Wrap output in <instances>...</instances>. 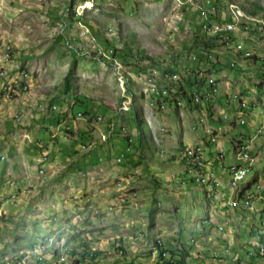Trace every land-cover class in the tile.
I'll list each match as a JSON object with an SVG mask.
<instances>
[{
    "label": "rangeland",
    "instance_id": "rangeland-1",
    "mask_svg": "<svg viewBox=\"0 0 264 264\" xmlns=\"http://www.w3.org/2000/svg\"><path fill=\"white\" fill-rule=\"evenodd\" d=\"M216 1L222 7L221 13H216L220 25L234 20L235 25L247 30L236 32L234 41L227 42L228 34L213 41L211 51L218 52L228 64L219 71L213 68L208 76L216 79L218 90H208L211 94L204 97L200 95L198 103L194 100L189 105L178 98L173 105L162 96L161 99L152 97L149 74L155 67L142 73L139 66L121 61L120 68L99 48H105V41L110 40L114 46L131 51L143 63L152 62L145 55L150 53L156 64L178 70L194 68L199 60L194 56L198 57V46L203 40L196 38V33L206 32L210 36L218 33L203 28L205 16L197 13L196 4L185 0H0V153L6 154L0 158V165L4 167L0 171L11 178L0 179L1 261L12 259L17 264H40L50 254L55 256L54 264H78L76 254L90 251L83 242L82 252L78 242V237L88 231L79 224L82 213L87 211V221L91 216L104 224L106 212L119 203L129 204L130 195L135 194L133 190L142 192L135 200L139 204L147 200L150 210L160 203L157 209L164 211L163 220L191 221L196 228H193L194 238L202 232L201 221L197 225L195 217L205 216L201 210L204 206L211 213L207 226L218 231L214 234L223 238L228 230L237 233V225L229 229L221 215L212 216L215 203L206 200L208 180L218 177L219 190L221 178L206 172L202 176L207 180L204 183L202 178L197 180L191 175L202 164L187 172L181 163V158L192 156L189 152H194L193 148L199 150L197 155L205 162V151L213 150L215 144L223 147L225 142L243 141L246 143H239L238 147L247 146L246 150L256 161L250 175L264 182V150L258 157L262 149L256 147L264 141V0ZM178 72L182 77L183 71ZM160 76L158 87L167 84ZM67 79L73 85L68 92L65 91ZM173 84L169 80L167 85L178 92ZM226 93L233 104L226 100ZM77 96L92 106L93 115H103V120L77 116L81 109L77 106L71 109ZM244 102L258 108L247 107L243 115L253 118L256 114V119L262 114L263 120L257 119L254 125L243 117L245 121L238 126L247 137L234 133L232 138L226 133L229 125L224 129V124L230 120L228 112L242 110ZM236 104H239L237 108ZM117 110H128V113L118 112L117 120L113 115ZM237 121L231 122L232 127H236ZM124 125L128 130L123 129ZM198 131L202 138L196 141ZM139 134H147V138ZM128 136H133L129 145H133L134 151L128 149L121 157L129 142ZM9 144H14L13 149L8 148ZM25 146L29 148L23 149ZM224 149L225 163L238 159L234 158L231 145ZM42 164L46 165L45 170ZM26 170L28 179L23 183L18 178ZM131 174H137L135 179L128 178ZM155 191L158 199L154 197ZM12 194L16 195L10 200ZM147 198H152L151 203ZM8 200L9 203L3 202ZM135 200L130 207L133 210L138 207ZM152 214L149 219L154 221L155 213ZM247 219L246 214L238 220L241 221L238 223L241 243L251 231ZM219 223L227 229H216ZM68 227L77 230L76 239L75 235H69ZM106 227V224L96 225L91 230L100 235ZM258 227L263 238L251 246V255H262L259 248L264 245V226L256 224L255 235ZM106 239L112 245L121 246L115 243L117 239L113 235L103 238V242ZM63 242L71 243L70 248H64V253ZM230 245L228 254H234L237 245L233 242ZM219 251L223 253V249ZM39 252L40 257L36 255ZM19 254L24 258L34 254L39 260L34 262L30 257L26 263ZM117 254L114 252L111 260L106 261L117 258L112 264L118 263L122 256ZM239 258L243 264H264V256L252 257L244 252ZM81 264L94 262L81 259Z\"/></svg>",
    "mask_w": 264,
    "mask_h": 264
},
{
    "label": "crops",
    "instance_id": "crops-1",
    "mask_svg": "<svg viewBox=\"0 0 264 264\" xmlns=\"http://www.w3.org/2000/svg\"><path fill=\"white\" fill-rule=\"evenodd\" d=\"M256 98H257V95H256ZM226 100L230 102L231 104H233V99L231 98V96H228L227 93H226ZM245 104L246 105L243 106L242 110H235V112L230 110L228 112V120L229 119L230 120L228 122H225L224 129H226V125L228 124L230 129L227 128L226 133H228L232 138H233L234 133H238V134L243 133L244 137L245 135L247 137V133H245L244 131H241V127L238 126L239 117H245L247 121H249L248 124H251L250 121H252L254 125L256 124L257 119H259L260 122H262L263 120V118L261 117L263 116L262 114H259L260 115L259 118L257 117L256 119H254V116H257L256 114L253 115V118H250V117L247 118L245 115H243V110L247 107L249 109H253L255 107L254 110L258 108L257 106L250 107L251 103L249 102L248 104L247 103ZM238 106L239 104H236L235 108H237ZM233 120H236V121L238 120L236 123L237 125L235 124L236 127H232L233 124L231 122H233ZM201 138H202V134L199 133L198 131L195 136V139L196 141H198ZM252 138L254 139L255 137L253 136ZM262 138L264 139V135H262ZM234 144L235 143H232V141L230 143H227V142L222 143L223 147H221V145L219 146V144H215L213 148V150L215 151V154L210 153L213 150H211L208 153H207L208 150L205 151L204 153L205 162L204 161L202 162L201 169L199 170L194 169L196 173L193 172L191 175L195 177L196 179L198 174H200V172H203V173L213 172L215 175H218L221 178V182H222L221 186L219 187V190L217 191L215 199L212 200L215 203L214 205L215 207L213 210L214 213L212 214V216L216 215L219 217L221 215V218H223V220L226 219L224 221L228 223L229 229H231L232 226L237 225V228H238L237 233L232 232L231 230H228L226 234L227 238L226 237L222 238L219 236V234H214V232H218V231L215 230V228L213 227L207 226L208 218L211 215L210 209L206 208V206L203 205L204 207H202L201 210H202V213H205V216L203 217L196 216L197 218L195 217L197 225L199 222L198 220L201 221V225L203 226L201 229L202 232L199 235V237L194 238L192 233H193V228L194 230L196 228L194 224L191 223V221L179 220L177 221V223H174V222L163 220L162 218H163L164 211L162 209H157V207L161 206L160 203L158 202L159 206H157L156 204L154 205L155 210L154 209L150 210L147 200L144 202H141L140 204L135 200V198L139 197L142 192L138 190H133L135 194L130 195V197L132 198L130 199L129 204L123 205L119 203L115 207H113L112 210H108L106 212L104 216L106 218L103 221H104V224L107 225V227L104 229V233L97 235L95 231L91 230L92 227L96 225L103 226L104 224L103 222L99 223L100 222L99 220L94 221V219L91 218V216L87 221L86 220V217L88 218L87 211L85 213H82L83 218L79 220V224L82 228H88V231L84 232L82 235L79 236L77 235V232H76L77 230L75 231V229L68 227L69 228L68 232L71 233V234L69 233L68 234L71 235V237L75 235L74 238L76 239L77 236H79L78 242L81 243L82 252H83V246H84L82 245L83 242L88 244L89 249H90L88 253H85L86 251H84L83 253L76 254L77 258L75 257V259L77 260L78 264H81V259H85L90 262L92 261L94 262V264H112V262L114 260L116 261L117 258H115L113 261H110V262L106 260L107 259L111 260V255H113L114 252H117L118 253L117 255L122 256V258L118 259V263L116 264H174L168 261L170 260L169 256L171 254H173V259H171L173 262H175V260L176 261L179 260L183 264H231L235 260H236L235 261L236 263L239 261H242V264H243L244 262L243 259L239 257H241L244 254V252L247 253V251L251 249V247H249L251 244H255L259 242V240L262 239L259 236L260 228L258 227V235L254 234L253 228L256 227V224H259V226H263L264 224L263 223L264 222V182H258V176L252 177L251 175H249L247 178L242 180L241 183L239 182L236 185H233L232 183H230L231 179L229 178L230 174H229L227 167L233 161L229 163H225L226 151L224 148L227 145L228 146L231 145L232 154L235 158L236 155H235V150H234ZM13 146L14 144H9L8 148L13 149ZM129 147H130L129 142H126V145L123 148V151L121 153V157L122 155H125L126 153H128L127 151ZM256 147L257 149L260 148L259 150L262 149L257 155L258 157H261L262 152L264 150V141H262V143L260 144H257ZM27 148L29 147L25 146V148L23 149L26 150ZM221 149L223 150L222 152H221ZM254 149L255 151H257L255 147ZM33 154L34 152L32 151L31 155ZM4 155L6 156L5 153L4 154L0 153V158L1 156H4ZM38 160H40V158ZM0 162H1V159H0ZM252 162H254V158ZM255 164H256V161L255 163H253V165ZM42 166L45 170L46 165L42 164L41 167ZM1 169H4V167H1ZM251 169H252V166L249 170V173ZM118 170L120 171L122 170V168ZM124 171L126 170H123L122 172ZM190 171H192V169ZM27 172L28 170L24 171V173L23 171L22 173L20 172V175L22 177L19 176L18 179L22 180L23 183H26V180L28 179L26 175ZM152 173L156 175L155 172H152ZM0 174H1L0 179L3 180L4 178H6V179L11 180V178L7 176V174L3 173L2 171H0ZM136 176L137 174L136 175L131 174L128 176V178L130 177V178L135 179ZM20 182L21 181H18V183ZM197 184L199 183L197 182ZM151 194L152 193H150V195ZM237 196L243 197V198L244 197L246 198L247 196H249L251 198L250 205L249 206L242 205L241 207H236V208L230 206L229 200ZM154 197L158 199V197L156 196V191L154 193ZM152 198L150 199L147 198L150 201V203H151ZM132 200L136 201V206H138L136 210H133L132 208H130ZM152 212L155 213L154 221H152V219L151 220L149 219V215L153 216ZM228 212L229 214H227ZM245 213L248 216L247 223L251 227V231L248 233V237L245 238L244 242L241 243L240 242L241 236L239 234L240 232L239 224L241 223V221H238V220L244 219L246 217ZM256 213L257 215H255ZM169 216H172V215H169ZM191 217H193V215ZM235 220L236 222L232 223V221H235ZM92 222H93V225H92ZM109 223H112V225H109ZM66 225L68 226V224ZM220 225L223 226L222 229H225V230L227 229V227L225 228V226L221 223H219L216 229L221 230V228L219 227ZM112 227H114L115 229H111ZM112 235L114 239H117L115 243L121 246L112 245L109 239H106L107 241L103 242V238H105L106 236H112ZM172 236H173V239H172ZM189 237H191L193 241H191L190 239V242H187L186 240ZM98 238H102V240H99ZM231 242L237 245V249L234 251V254H228V252L231 250V247H230ZM70 245L71 243H68L69 247ZM36 246H39V243L35 244V247ZM114 246L117 248L116 249L113 248ZM226 248H228V250ZM221 249H223L222 251L223 253H220L219 250ZM161 250L166 251L167 255L164 256ZM172 251L173 253H171ZM215 253H217L218 256L215 257ZM54 257H55L54 255L50 256L49 254L48 257L46 256V258L42 259L40 264H54ZM252 257H258V256L252 255Z\"/></svg>",
    "mask_w": 264,
    "mask_h": 264
},
{
    "label": "trees",
    "instance_id": "trees-1",
    "mask_svg": "<svg viewBox=\"0 0 264 264\" xmlns=\"http://www.w3.org/2000/svg\"><path fill=\"white\" fill-rule=\"evenodd\" d=\"M213 3H214V5H216V13L217 14L221 13L222 7L217 4L218 2L216 0H213ZM189 9L194 10V6H190ZM195 10L192 12L193 13L196 12ZM198 12H199V10L197 9V13ZM210 17H211L210 20L215 21V22L218 21V19L216 21V18H218V15L210 14ZM245 30H247V29H245ZM228 33H229L228 34L229 37L226 38L227 42L234 41L236 35L231 33V32H228ZM195 36H196V38H202L203 39L202 43L199 44V46H198V50H197L198 57L195 55L196 58L199 60L194 64V68L185 67L187 70L186 69L178 70V69H175L174 67H172L170 65L169 66H163V65H159L158 63L156 64L155 57L150 53L145 54V55L148 57V60H151L152 62L143 63L138 59V57L134 56L131 53V51H129L126 48L124 49L123 47L118 48V47L114 46V44H112V42L110 40L105 41L106 46L104 49L107 52L111 53V55L113 57H115V58L119 57L118 59H120V61H122L123 63L125 62L127 65L132 64V65L139 66V68H140L139 70L142 73L149 71L150 68H152V67L161 66L159 69L162 70L161 71L162 80H164L167 83L169 80H171L174 83L173 85H175L178 88V92L175 94V96H172L169 93L166 94L165 96H163L164 101L169 100L172 102L173 105H175V102L176 101L178 102V98H176V97H179V98H183L184 101L186 102V104L190 105V104L195 103L194 100L196 101V103H198L201 99V96L204 97L206 95L211 94V93H208V92L212 91V88H211V86L207 85V79H208V76L210 75V73L212 72V69L214 68L215 69L214 71H219L220 69H223L224 66L228 65V64L223 62V60H222V58H220V54L218 52H212L211 51L213 41H216V39H219V38L221 39V37H222V36H220L219 33H216V34L211 35V36H210V34L208 35L206 32L203 34L196 33ZM129 59L131 62L129 61ZM204 63H206V64H204ZM163 67H165V68L162 69ZM166 71H170V72L183 71V74H182L183 79L179 80V78H177V81H175L176 79L173 80V78H171V76L166 75ZM72 86H73L72 82L70 83V80L67 79L66 83H65V91H67V92L70 91ZM198 86H200V87H198ZM204 86H206L207 88ZM258 86H259V88L261 87L260 84ZM193 89H195L198 94L196 93V91H194L195 95H193L191 93L193 91ZM208 90H210V91H208ZM196 94L199 95V98L196 97ZM158 96H162V95L152 94V97H158ZM212 98H213V96H211L210 99H212ZM158 99H161V98L158 97ZM75 107L78 109L80 108L82 113L85 116H87L91 121L97 120V115L96 114L93 115L92 106H89L88 103H86L85 100L81 96H77L76 100L72 103L71 109H74ZM96 109H95V111H96ZM74 115H76V111H74ZM136 124H137V127L139 128V130L141 131L142 126H141L140 122L138 121V119H137ZM139 136L140 137L144 136L145 138H147V134H139ZM140 141H141V138H140ZM137 145H138V143H137ZM132 146L133 145H131L129 147V149L133 150ZM198 151L199 150L194 149V152H189L190 154H192V156L189 155V156H191L190 158H185V157L181 158V161H182L181 163L183 164L184 167L187 168L186 169L187 172H189L193 168H198L200 166L198 159L195 158V157L199 156V155H197V154H199ZM191 181L195 182V179L192 178ZM216 191H217V189H216ZM206 194H207V190H206ZM207 196H208V194H207ZM208 197L206 198V200L211 202L213 198L212 197L208 198ZM227 250H228V248H227ZM161 251L166 252L164 250H161ZM171 253H173V251ZM166 255H167V252L165 253L164 256H166ZM260 256H264V255L262 254ZM30 257H33L34 262H35V260H39L38 256H35L33 254H32V256L27 255L25 258L24 257H21V258L25 259V261L28 263V260ZM169 259H170V260H168L169 262L174 263L171 260V259H173V254H171L169 256ZM177 263L183 264L181 261L175 260V264H177Z\"/></svg>",
    "mask_w": 264,
    "mask_h": 264
},
{
    "label": "built area",
    "instance_id": "built-area-1",
    "mask_svg": "<svg viewBox=\"0 0 264 264\" xmlns=\"http://www.w3.org/2000/svg\"><path fill=\"white\" fill-rule=\"evenodd\" d=\"M185 1L188 2L189 4H196V2H192L191 3L190 0H185ZM199 13L204 14V16H205V18H203V21H204L203 22V28L206 29V30H209L210 32L215 31V32H218L220 35L224 36L226 34H229L228 32H231V33L234 32V34H235L236 32H240L242 30L247 29V28H240L239 24H237V23H236V28H227V21L224 22L223 25H220V23L210 20V18H211L210 14H213V15L216 14V5H214L213 0H206V7L204 8V12H199ZM229 21H234V20H229ZM263 28H264V26H263ZM240 41H242V40H240ZM237 42H239V41H236L235 43H237ZM9 49L12 50L11 45L9 46ZM99 49H102L103 50V55H105L109 59L114 60L115 64L118 65L121 68V65H123V64H122V62L120 60H118L117 58L113 57L111 55V53L107 52L104 48H99ZM123 75H124V72H123ZM124 78H126V77H124ZM180 78L182 80L181 75H180ZM213 78L214 77L207 79V80H210L212 82V85H213ZM198 87H200V86H198ZM156 92H157V95L165 96L166 94L169 93V94H171L173 96V91H162L161 87L156 88ZM196 96H197V94H196ZM176 98H179V97H176ZM118 112H127L128 113V110H117L116 114H114V117L117 118V119H118ZM78 116H83L82 111L78 112ZM102 119H103V115H98L97 116V121H100ZM115 122H116V120L114 119V124H115ZM123 129L124 130H128V126L124 125ZM131 140H132V137L130 138V141ZM248 154H251V153L246 152V148H243L241 151L238 152V155H239L238 170H237V172H230V175H236L238 172H244V171H246L247 169H249L251 167V165L254 162H248ZM195 158L200 160L199 157H195ZM13 195H16V194H12L10 200H12V196ZM10 200L3 201V202L4 203H9ZM233 201H234V199H232L230 201V203H232ZM247 204L250 205V199H248ZM67 230L69 231V228H67ZM64 248H69V247L67 245H65L64 242H63V253H64ZM163 253L165 254L166 252H163ZM36 255H39V257H40L41 256V252H39ZM248 255H251V251H248ZM63 259H64V255H63L62 260ZM0 264H16V261L15 260L0 261ZM177 264H179V263H177ZM237 264H242V262H239Z\"/></svg>",
    "mask_w": 264,
    "mask_h": 264
},
{
    "label": "bare ground",
    "instance_id": "bare-ground-1",
    "mask_svg": "<svg viewBox=\"0 0 264 264\" xmlns=\"http://www.w3.org/2000/svg\"><path fill=\"white\" fill-rule=\"evenodd\" d=\"M190 2H196V5H197V8L199 9V12H204V8L206 7V0H190ZM233 14V13H232ZM235 14V13H234ZM237 14V13H236ZM236 16V15H235ZM229 17V16H228ZM181 18V17H180ZM176 22V21H175ZM235 22H233V21H227V28H234L236 25L234 24ZM245 24V23H244ZM246 26V25H245ZM264 38V37H263ZM238 44V43H237ZM238 46V45H237ZM8 47V46H7ZM242 47H243V45L242 44H240L239 45V48L242 50ZM251 47V46H250ZM237 50V49H236ZM249 50V49H248ZM248 54L250 53V52H248V51H246ZM241 53V52H240ZM236 54V53H235ZM242 54H244V52L242 53ZM237 58V57H236ZM248 58V57H247ZM161 62V61H160ZM158 68V67H157ZM156 67L155 68H152L151 69V72H150V74H149V82H150V87H149V89H150V91H151V93L152 94H156L157 95V92H156V88H159L158 87V85L160 84H157V80H158V76H160L159 75V73H160V69L158 70ZM169 68V67H168ZM162 71V70H161ZM165 73V72H164ZM180 73L179 72H166V75H169V76H171V78H173V79H176L177 80V78H179L180 77V75H179ZM218 77V76H217ZM210 78H212V77H210ZM160 79L162 80V76H160ZM149 82H147V83H149ZM167 83V82H166ZM168 84V83H167ZM162 85V86H160L161 87V90L162 91H173V95H175L176 94V92L177 91H175V90H173L172 88H170L168 85ZM216 84V79L215 78H213V85H212V82L210 81V80H208V82H207V85L208 86H211L212 87V91H217L218 90V87L215 85ZM221 86V85H220ZM160 97V96H159ZM163 97V96H162ZM197 98H199V95H197L196 96ZM156 100H158V99H156ZM177 102V101H176ZM182 102V101H181ZM176 104V103H175ZM179 105V104H178ZM177 105V106H178ZM181 105V104H180ZM183 105V104H182ZM240 147H238V151H237V156L239 157V155H238V152L239 151H241L243 148H246L247 149V146H241V145H239ZM246 152H248V153H250V151L249 150H246ZM201 159V158H200ZM253 161V157L251 156V154H248V162H252ZM251 166H253V164L251 165ZM251 168V167H250ZM250 168L249 169H247L246 171H244V172H238L236 175H231V179H232V181H233V183H237V182H239L240 180H242L243 178H245L248 174H249V170H250ZM237 170H238V162H236V163H233L232 165H230V167H229V171L230 172H237ZM207 174V173H206ZM205 175H203V177H204ZM202 178V177H201ZM202 181H204V183H206L207 182V180L205 179V178H202ZM202 183V182H201ZM203 183V184H204ZM219 183H220V180H219V178L218 177H216V176H214V177H212V178H210L209 180H208V184H207V194H208V196L209 197H212V198H215L214 196H215V192H216V189L218 188L217 186L219 185ZM222 183V182H221ZM231 183V182H230ZM205 187V186H204ZM15 198V197H14ZM245 198V197H244ZM13 200V199H12ZM247 201H248V198L247 199H245L244 201H243V204L244 205H248L247 204ZM239 200L237 199V198H235L234 199V201L232 202V203H230L231 205H235V206H237V205H239ZM241 207V206H240ZM52 237V236H51ZM50 237V238H51ZM255 239V238H254ZM58 241V240H57ZM263 241H264V239H263ZM48 244V243H47ZM59 244V243H58ZM253 245V244H252ZM61 247V246H60ZM249 247H251V246H249ZM227 249V248H226ZM225 249V250H226ZM252 250V248L251 249H249L248 251H251ZM259 251H260V253L261 254H264V245H262V246H260V248H259ZM62 253V252H61ZM62 258V257H61ZM19 259H21V258H19ZM65 259V258H64ZM9 260H12V259H9ZM9 260H4V261H9ZM18 261V260H17ZM23 262V261H22ZM27 263V262H26ZM17 264V263H16Z\"/></svg>",
    "mask_w": 264,
    "mask_h": 264
},
{
    "label": "clouds",
    "instance_id": "clouds-1",
    "mask_svg": "<svg viewBox=\"0 0 264 264\" xmlns=\"http://www.w3.org/2000/svg\"><path fill=\"white\" fill-rule=\"evenodd\" d=\"M236 40V39H235ZM194 58H196V56L194 57ZM216 83H217V81H216ZM246 105V104H245ZM163 106H165L164 104H163ZM175 107H178V106H175ZM79 112V111H78ZM78 112H77V116H78ZM83 116H84V114H83ZM98 116V115H97ZM86 117V116H85ZM103 118H104V116H103ZM103 120V119H102ZM118 120V119H117ZM239 120V122H244L245 121V119L243 118V117H240V119H238ZM128 141H129V144H131V142L133 141V136H132V140L130 141V137L128 136ZM239 143H244L245 144V142H243V141H240V142H238V143H235L234 144V150H235V155H236V158H238V156H237V149H238V144ZM236 145V146H235ZM129 146H131V145H129ZM189 149V148H188ZM193 149H195V148H193ZM202 153H203V151H201ZM202 153H201V156H202ZM123 156V155H122ZM198 162H199V164H202V160H198ZM236 162H239V158L236 160V161H234V162H232V163H230L229 164V166L228 167H230V165H232L233 163H236ZM255 163V162H254ZM227 167V168H228ZM253 167V166H252ZM201 169V168H200ZM192 170H194V168L192 169ZM251 170H253V169H251ZM250 173H251V171H250ZM250 173L245 177V178H247L249 175H250ZM205 173H203V172H200V174L197 176V180H199V179H201V177L204 175ZM229 174H230V171H229ZM245 178H243L242 180H244ZM242 180H240V181H242ZM239 181V182H240ZM239 182H237V183H239ZM231 183L233 184V185H236L237 183H233V181H232V179H231ZM217 191H218V188H217ZM217 191H216V194H217ZM208 197V196H207ZM216 197V196H215ZM209 198V197H208ZM235 198H237L238 200H239V205H237V206H235V205H231L230 204V201L232 200V199H235ZM250 199V202H251V198L249 197V196H247L246 198H243V197H234V198H232V199H230L229 200V205L230 206H232V207H240V206H242V205H244L243 204V201L245 200V199ZM211 199V198H210ZM215 198H213L212 200H214ZM211 202H213V201H211ZM245 206H249V205H245ZM1 210H2V208H1ZM264 223V222H263ZM263 226H264V224H263ZM221 229L223 228V226L221 227V225L219 226ZM259 236L261 237V238H263L262 237V234L261 233H259ZM254 245V244H253ZM67 246H68V244H67ZM250 246H252V244L250 245ZM69 247V246H68ZM70 248V247H69ZM162 254L163 255H165L163 252H162ZM247 254H248V251H247ZM34 255V254H33ZM19 256L20 257H22L20 254H19ZM249 256H252V255H249ZM256 256H260V255H256ZM44 258V257H43ZM32 259H33V257H32ZM39 259V258H38ZM42 260V259H41ZM62 262V261H61ZM61 262H59V263H61ZM239 262H242V261H239ZM238 262V263H239Z\"/></svg>",
    "mask_w": 264,
    "mask_h": 264
}]
</instances>
